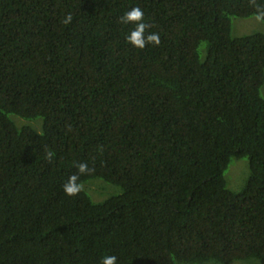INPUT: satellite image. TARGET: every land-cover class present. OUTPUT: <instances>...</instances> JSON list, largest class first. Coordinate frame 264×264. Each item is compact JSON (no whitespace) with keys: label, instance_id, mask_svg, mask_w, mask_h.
<instances>
[{"label":"trees","instance_id":"trees-1","mask_svg":"<svg viewBox=\"0 0 264 264\" xmlns=\"http://www.w3.org/2000/svg\"><path fill=\"white\" fill-rule=\"evenodd\" d=\"M136 6L159 46L127 43L120 17ZM255 13L249 0H0V264H264V35L231 34ZM234 158L249 162L239 192ZM78 162L94 171L68 197ZM94 179L119 192L100 186L95 202Z\"/></svg>","mask_w":264,"mask_h":264},{"label":"clouds","instance_id":"clouds-1","mask_svg":"<svg viewBox=\"0 0 264 264\" xmlns=\"http://www.w3.org/2000/svg\"><path fill=\"white\" fill-rule=\"evenodd\" d=\"M250 6L256 8L255 20L264 23V7L257 4L256 0H249ZM72 16L68 14L63 23H71ZM122 24H134L135 27L126 36V41L132 47L143 50L148 45L159 46L161 43L160 35L157 32H151L149 29L153 25L144 22V12L139 7H133L120 17ZM47 157L51 160L53 153L47 152ZM75 167L77 172L68 177L67 182L63 185V192L68 197H75L83 191V184L79 182L81 175H89L94 171V168H89L86 162H78ZM100 264H117L115 255H106L102 258Z\"/></svg>","mask_w":264,"mask_h":264},{"label":"rangeland","instance_id":"rangeland-1","mask_svg":"<svg viewBox=\"0 0 264 264\" xmlns=\"http://www.w3.org/2000/svg\"><path fill=\"white\" fill-rule=\"evenodd\" d=\"M231 24H232L231 34L233 37L247 36V35H252L256 33H261L264 35V23L257 22L255 20V17H250V18L232 17ZM261 96L264 98V84L261 88ZM12 118L16 120L18 126L31 125L35 128L40 127L38 122L25 121L16 116H12ZM37 121L41 122L40 119H38ZM248 176H249L248 160L245 158L244 159H236V158L232 159L228 169L225 172L227 188L231 190L232 192L241 191L243 187L245 186ZM100 186L102 188H107L106 190L108 191H113V192L117 191V188L112 187L113 188L112 189L108 186H105L99 179L91 180L90 182L84 185V189L86 192H89V194L91 195L92 199L95 202H101L104 200V199L101 200V197H100V192H101ZM98 187H100V190H97V192H94V190H96ZM117 192H119V190ZM232 264H260V263L256 260H248L244 262L237 261Z\"/></svg>","mask_w":264,"mask_h":264}]
</instances>
